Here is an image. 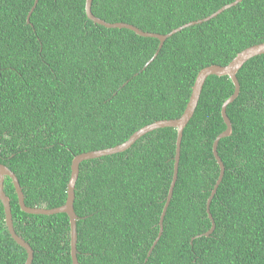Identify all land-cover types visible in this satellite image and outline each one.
Listing matches in <instances>:
<instances>
[{
  "label": "trees",
  "instance_id": "1",
  "mask_svg": "<svg viewBox=\"0 0 264 264\" xmlns=\"http://www.w3.org/2000/svg\"><path fill=\"white\" fill-rule=\"evenodd\" d=\"M235 0H92L108 23L167 34ZM0 0V163L13 171L28 207L64 204L74 156L126 141L158 120L179 118L198 72L224 66L264 42V0H242L169 37L156 58L155 38L89 20L85 0ZM209 76L183 130L178 176L159 231L173 176L176 129L139 138L129 149L79 165L75 184L78 264H264V54L237 72ZM13 227L33 250L32 264H72L65 213L23 212L11 180ZM0 202V264H25Z\"/></svg>",
  "mask_w": 264,
  "mask_h": 264
},
{
  "label": "water",
  "instance_id": "2",
  "mask_svg": "<svg viewBox=\"0 0 264 264\" xmlns=\"http://www.w3.org/2000/svg\"><path fill=\"white\" fill-rule=\"evenodd\" d=\"M37 1L38 0H35L34 5L32 6V8L28 14L27 20L29 18L30 13L35 8ZM241 1L242 0H235L234 2L223 6L218 11L214 12L213 14H211V15L203 18V19L188 22V23H186V24H184V25H182L176 29H173L172 31H170L167 34L145 32V31H142L139 28H137L131 24H127V23H121V22L108 23V22H105L104 20H102V19H100V18H98L92 14V12H91L92 0H85V13H86V16L89 20H91L92 22H94L98 25L104 26L106 28H118V29L125 28V29L133 31L134 33H136L137 35H139L141 37L157 39L159 42L157 50L154 53V55L146 63L145 66H147L149 63H151L156 58V56L159 53L160 49L162 48L164 42L169 37H171L172 35L181 31L184 28H187L189 26L196 25V24H201L202 22H206V21L210 20L211 18L217 16L218 14L223 12L224 10H226L232 6H235L236 4L240 3ZM261 54H264V42L261 44H256V45L250 46V47L240 51L228 64H226L224 66L211 65V66H208V67L201 69L195 78L194 84H193L192 89H191V94H190L189 100L186 104V107H185L182 115L179 118L164 119V120L155 121L152 124L145 125L142 128H140L139 130H137L136 132H134L126 141H124L121 144H118L114 147H110V148H106V149L84 152V153H81V154L74 156L72 159V162H71L70 177H69L67 187H66V200H65L64 204L59 206V207L46 209V208H37V207L26 206L25 202H24V195H23L22 189L20 187V184L18 182V179H17L15 173L13 171H11L7 166L0 163V202L3 205V209H4L5 225L7 227V230L9 232L11 238L20 247H22L26 251L25 264H32L33 250L31 248V246L25 240H23L19 235H17L15 230H14L12 212H11V207H10V200L4 191L5 177H8L11 180L13 187H14V190H15V193H16V196H17L18 206L23 212H25L27 214H34V215H54V214H58V213H65L68 216L69 227H70V256H71L72 264H78L77 248H76V244H77V228H76L77 215L75 214L73 205H74V198H75V193H74L75 184H76V181L78 178L79 165L81 164V162H83L85 160H89V159L99 158L102 156H108V155L123 152V151L129 149L139 138H141L145 134H147L151 131H154L156 129H159V128L170 127V128L176 129L173 176H172L171 184H170L169 191L167 194V198H166L163 210H162L161 215H160L159 231H158V234H157L155 241L153 242V244H152V246L148 252V255H150L151 251L153 250V248L155 247L156 243L158 242V240L160 239V237L162 235L163 220H164L167 208L170 204V201H171V198L173 195V189H174V186H175V183L177 180L183 130L195 112V109L197 107V104H198V101H199V98L201 95V91H202V88H203V85H204L206 79L209 76H217V77L227 76L231 80L233 87H234V90H233V93L231 94V96H229L223 102L222 107H221V117L224 121L226 128L224 131H222L215 138V140L213 141V144H212V153H213V156H214V158H215V160L219 166V176H218V179H217V181H216V183H215V185H214V187L210 193V196L207 199V203H206V212H207L208 218L211 220V227L208 231H206L205 233L200 234L198 236H206L207 237L210 234H212V232L214 231V228H215V223H214L212 216H211V213H210V203H211V201H212V199H213V197L217 191V188H218V186H219V184L223 178L224 169H225L220 157L218 156L217 146H218L219 141L222 138L230 136V134L232 132V126H231V122H230V120L226 114V108L229 104H231L237 98V96L239 94V87L240 86H239V82H238V79L236 76L237 72L239 71V69L243 66V64L246 61H248L250 58H252L254 56L261 55Z\"/></svg>",
  "mask_w": 264,
  "mask_h": 264
},
{
  "label": "clouds",
  "instance_id": "3",
  "mask_svg": "<svg viewBox=\"0 0 264 264\" xmlns=\"http://www.w3.org/2000/svg\"><path fill=\"white\" fill-rule=\"evenodd\" d=\"M10 200V199H9ZM10 207H11V205H10Z\"/></svg>",
  "mask_w": 264,
  "mask_h": 264
}]
</instances>
